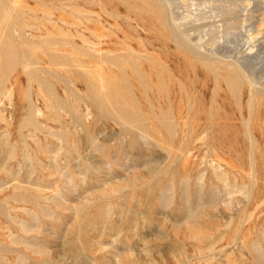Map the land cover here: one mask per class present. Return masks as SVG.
<instances>
[{
	"label": "rangeland",
	"instance_id": "rangeland-1",
	"mask_svg": "<svg viewBox=\"0 0 264 264\" xmlns=\"http://www.w3.org/2000/svg\"><path fill=\"white\" fill-rule=\"evenodd\" d=\"M0 264H264V0H0Z\"/></svg>",
	"mask_w": 264,
	"mask_h": 264
}]
</instances>
